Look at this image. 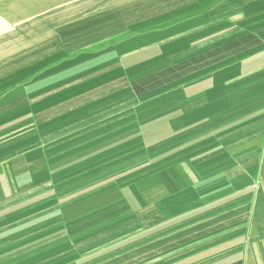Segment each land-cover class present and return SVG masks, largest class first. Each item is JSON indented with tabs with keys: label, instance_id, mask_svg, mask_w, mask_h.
I'll list each match as a JSON object with an SVG mask.
<instances>
[{
	"label": "rangeland",
	"instance_id": "1",
	"mask_svg": "<svg viewBox=\"0 0 264 264\" xmlns=\"http://www.w3.org/2000/svg\"><path fill=\"white\" fill-rule=\"evenodd\" d=\"M111 3L0 0V152L7 151L8 157L21 153L19 162H10L8 170L0 172L3 184L7 172L4 196L10 202L0 210V264H110L121 254L191 224L192 212L183 214L188 207L168 177L173 185L185 187L182 169H189L195 172L189 177L198 181L190 180L189 186L214 187L229 181L214 178L211 170L224 164L207 157L216 147L209 135L215 124L205 123L201 130L203 122L190 118V127L195 124L196 131L171 126L189 120L184 110L201 109L207 122L217 116L221 127L239 133L247 124L248 113L241 112L247 100L210 97L204 84L203 98H210L195 106L193 97L186 104L176 95L126 97L128 87L116 89L113 78L103 81V76L97 77L98 70L114 64V39L98 43L99 36L84 40L82 35L97 31V20ZM168 87L158 94L177 85ZM230 89L240 90V85ZM218 109L223 113L216 115ZM258 122L250 133L264 136V118ZM241 147L257 149L260 162L250 169L255 173L260 168L264 188V140L258 137ZM240 181L233 179L235 185H242ZM256 181L249 177L248 184L257 186ZM114 188L120 194L111 198ZM153 188H158L157 194L151 193L154 199L167 195L169 201L163 206L168 221L162 228L143 230L137 225L122 231L120 222L126 224L130 213L123 209L125 204L120 205V212L106 214L94 225L72 228L80 226L76 223L82 217L115 201H130L134 211L137 201L138 207L145 205L143 197ZM98 237L112 238L97 241ZM178 247L184 253L177 254V248L168 250L169 264L177 256L184 257L185 264H196L198 259L191 256L208 248L209 241L198 236ZM243 247L244 255H251L244 262L264 264L263 242L248 241ZM130 264H145V260ZM149 264H161V260Z\"/></svg>",
	"mask_w": 264,
	"mask_h": 264
},
{
	"label": "crops",
	"instance_id": "2",
	"mask_svg": "<svg viewBox=\"0 0 264 264\" xmlns=\"http://www.w3.org/2000/svg\"><path fill=\"white\" fill-rule=\"evenodd\" d=\"M97 21V31L84 33L82 38L88 40L91 36H99L98 43L114 39V64L98 70L97 77L103 76V81L113 78L116 89L128 87L126 97L155 95L168 98L176 95L182 97L184 104L189 97H193L196 99L192 106L202 102L206 104L210 97H241L247 100L241 104L244 106L241 112L248 113L246 126H242L237 133L221 127L217 116L212 122H207V116L201 117L205 110L182 112L189 120L171 128L196 131L195 124L190 127V118L194 123L199 119L203 122L199 127L201 130H204L205 123L217 126L214 132L209 133L214 137L216 147L214 151L210 150L207 157L210 161L224 164L211 170L214 178L229 181L214 187L189 186L190 180L193 184L198 182L189 177L195 173L189 169H182L186 176L185 187L173 185L168 177L176 192L182 193L188 207L183 214L192 212L191 224L152 240L131 253L121 254L111 263L130 264L144 258L145 264L157 259L161 260V264H169L168 250L177 248V254L179 251L182 254L184 248L178 246L199 236L209 241V247L191 256L194 260L198 259L196 264H247L248 260L244 262L243 259L251 255H244L243 243H264V188L260 184V168H256L259 172L255 173L250 169V165L260 162L258 151L241 147L257 141L258 137L264 140L262 133H250L255 122L264 118V0H112L105 7L102 19ZM168 84L177 87L158 94L160 90L169 88ZM203 84L205 89L208 88L210 97L203 98ZM238 85L240 90L230 89ZM249 99L257 101L250 103ZM214 113L220 115L223 112L218 109ZM233 147L240 148L233 150ZM20 156L21 153L17 154V158L8 157L7 151H1L0 172L7 171L10 162H19ZM234 161L238 165L233 168L230 164ZM4 176L6 184L0 182V210L10 203L4 196L8 186L7 172ZM249 177H256L259 184L250 187ZM239 178L240 186L233 183V179ZM157 190L150 189L149 196L143 197L145 205L138 207L137 201L134 211L130 201H115L100 212L88 214L86 219L82 217L76 223L80 226L72 228H83L87 223L88 226L94 225L106 214L120 212L121 204H125L123 209L130 212L126 224L118 221L122 231L137 225H141L143 230L162 228L168 221L163 206L169 201L167 195L166 199H154ZM190 193L192 196H188ZM109 194L113 198L120 194V190L114 188ZM20 198L23 200L24 195ZM158 199L160 203H154ZM183 221L187 222L186 219ZM110 238L98 237L97 241ZM158 253H161L160 256L154 257ZM184 260V257L177 256L171 264H185Z\"/></svg>",
	"mask_w": 264,
	"mask_h": 264
}]
</instances>
